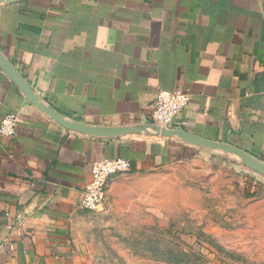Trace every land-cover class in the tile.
Returning <instances> with one entry per match:
<instances>
[{
    "label": "crops",
    "instance_id": "1",
    "mask_svg": "<svg viewBox=\"0 0 264 264\" xmlns=\"http://www.w3.org/2000/svg\"><path fill=\"white\" fill-rule=\"evenodd\" d=\"M0 52L72 120L148 123L159 90H183L191 101L170 127L264 161V0H19L0 4ZM8 113L19 120L15 137L0 138V264H90L72 229L94 162L114 158L138 172L228 170L237 182H223L252 202L264 245V176L242 162L174 137L66 128L0 65V123Z\"/></svg>",
    "mask_w": 264,
    "mask_h": 264
},
{
    "label": "rangeland",
    "instance_id": "2",
    "mask_svg": "<svg viewBox=\"0 0 264 264\" xmlns=\"http://www.w3.org/2000/svg\"><path fill=\"white\" fill-rule=\"evenodd\" d=\"M195 169L176 162L113 174L103 204L73 225L76 249L90 264H264L252 202L223 182L236 183L233 175Z\"/></svg>",
    "mask_w": 264,
    "mask_h": 264
},
{
    "label": "water",
    "instance_id": "3",
    "mask_svg": "<svg viewBox=\"0 0 264 264\" xmlns=\"http://www.w3.org/2000/svg\"><path fill=\"white\" fill-rule=\"evenodd\" d=\"M19 0H0V4L15 2ZM0 65L10 75V77L16 82V84L25 92L28 99L34 103L37 107L48 113L57 122L65 126L66 128L73 129L76 131L84 132L97 137H117L130 133H148L153 135H160L165 137L179 138L183 141L201 146L212 152L224 155L236 159L254 171L264 176V161L252 155L246 150L239 148L233 144L227 142H220L211 140L184 129L165 127L156 123H141L132 126L122 127H106V126H95L86 123L72 120L57 110L51 105L45 102L36 92L29 86L24 80L19 71L15 66L0 52Z\"/></svg>",
    "mask_w": 264,
    "mask_h": 264
},
{
    "label": "built area",
    "instance_id": "4",
    "mask_svg": "<svg viewBox=\"0 0 264 264\" xmlns=\"http://www.w3.org/2000/svg\"><path fill=\"white\" fill-rule=\"evenodd\" d=\"M191 101L189 92L183 90H159L150 105V122L170 127L176 116L185 109ZM264 101V94H263ZM19 115L6 114L0 123V138L16 136ZM132 163L129 159L114 158L94 162L92 180L83 188L79 205L85 210L99 208L106 199L109 181L113 174L129 172Z\"/></svg>",
    "mask_w": 264,
    "mask_h": 264
}]
</instances>
